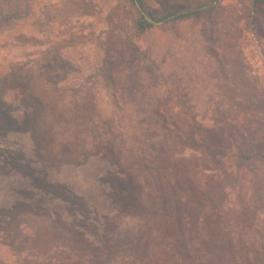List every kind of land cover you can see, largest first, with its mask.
<instances>
[{
	"label": "rangeland",
	"instance_id": "rangeland-1",
	"mask_svg": "<svg viewBox=\"0 0 264 264\" xmlns=\"http://www.w3.org/2000/svg\"><path fill=\"white\" fill-rule=\"evenodd\" d=\"M139 16L132 0H0V264H149L159 229L175 249L154 264H264L225 229L258 177L264 234V0L141 33Z\"/></svg>",
	"mask_w": 264,
	"mask_h": 264
},
{
	"label": "trees",
	"instance_id": "trees-1",
	"mask_svg": "<svg viewBox=\"0 0 264 264\" xmlns=\"http://www.w3.org/2000/svg\"><path fill=\"white\" fill-rule=\"evenodd\" d=\"M136 6L139 9L140 16L135 20V29L138 32H144L147 29H151L159 24L166 23L168 21H179L183 19H189L193 17H197L199 14H201L206 8H210L213 5V2L216 0L210 2V3H202L194 8H190L184 11L180 12H165L161 14H155L143 0H132ZM29 91H33L34 89H28ZM236 160L239 162L237 164L243 165V164H257L258 163V154L253 155H244L240 154ZM182 161L187 164V167L194 166L196 168H200L202 166V160L198 157H192V158H183ZM226 172V171H225ZM226 174V173H225ZM209 177V175H207ZM219 177L218 179H220ZM225 179V177L223 178ZM222 180H220L219 183H221ZM236 180L240 182L239 177L236 175ZM252 182V187L257 192L253 195H250L251 202H248L246 207H250V209L247 210L244 206L235 208V212L237 213V218L241 221V227L236 226L235 232H232V227L228 226L225 229L229 230L228 234L230 237V242L234 239H242V242L239 244L238 248L242 250V252H247L250 247L252 248H258L261 252H264V234H261L260 231H258L257 226L254 224V219H251L249 217L251 211H257L258 210V177H250ZM224 182V181H223ZM250 182V181H249ZM244 184V183H242ZM129 198V197H128ZM128 198H124V200L116 201L114 205V209H116L117 213L119 212H125L128 210L129 205L127 203ZM240 201L242 204V198H240ZM239 201V202H240ZM224 230V229H222ZM234 233L236 236L234 237ZM238 235V236H237ZM235 240V239H234ZM171 235L164 234L162 232V229H159L157 233L154 235L153 239L151 240L150 247L148 244L147 247V253H145L144 258L141 260L147 261L149 264H154V257L157 255V250L159 248H168L169 251H174V245L171 244ZM98 247L102 246L104 244V240H99ZM146 258V259H145Z\"/></svg>",
	"mask_w": 264,
	"mask_h": 264
}]
</instances>
